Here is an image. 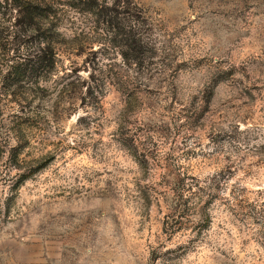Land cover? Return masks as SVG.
<instances>
[{
    "label": "rangeland",
    "instance_id": "1",
    "mask_svg": "<svg viewBox=\"0 0 264 264\" xmlns=\"http://www.w3.org/2000/svg\"><path fill=\"white\" fill-rule=\"evenodd\" d=\"M38 2L56 64L35 119L0 96V264H264V0H131L142 66ZM15 15L0 0V31Z\"/></svg>",
    "mask_w": 264,
    "mask_h": 264
},
{
    "label": "trees",
    "instance_id": "2",
    "mask_svg": "<svg viewBox=\"0 0 264 264\" xmlns=\"http://www.w3.org/2000/svg\"><path fill=\"white\" fill-rule=\"evenodd\" d=\"M11 11L15 12L13 23L1 29L0 33V74L1 85L6 98L10 89H22L25 101V115L27 121L35 119L37 111L32 107L36 99L46 97V90L41 82L53 71L56 64L55 31L56 15L51 4H44L38 0H3ZM131 0H64L63 8L77 13L93 16L102 21L109 29H114L115 36L122 42L119 55L123 61L135 66H142L145 56L146 43L136 29L139 15L128 14ZM55 8V7H54ZM53 12V15L51 14ZM58 20V19H57ZM3 31V32H2ZM117 31V32H116ZM120 42V43H121ZM14 94L13 92H11ZM34 171H30L28 178ZM181 179L176 180L171 188L170 208H185L188 190Z\"/></svg>",
    "mask_w": 264,
    "mask_h": 264
}]
</instances>
